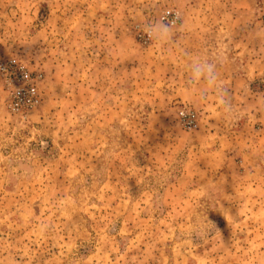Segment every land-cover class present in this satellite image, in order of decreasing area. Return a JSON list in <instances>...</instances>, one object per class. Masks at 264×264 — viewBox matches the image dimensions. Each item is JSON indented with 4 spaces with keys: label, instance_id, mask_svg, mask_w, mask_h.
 Returning a JSON list of instances; mask_svg holds the SVG:
<instances>
[{
    "label": "rangeland",
    "instance_id": "rangeland-1",
    "mask_svg": "<svg viewBox=\"0 0 264 264\" xmlns=\"http://www.w3.org/2000/svg\"><path fill=\"white\" fill-rule=\"evenodd\" d=\"M262 2L0 0V59L43 94L13 114L0 77V264H264V159L211 156L199 134L227 124L238 151L264 121ZM197 58L246 78L226 84L247 92L223 99L237 108L205 107L221 98L191 85Z\"/></svg>",
    "mask_w": 264,
    "mask_h": 264
},
{
    "label": "built area",
    "instance_id": "built-area-1",
    "mask_svg": "<svg viewBox=\"0 0 264 264\" xmlns=\"http://www.w3.org/2000/svg\"><path fill=\"white\" fill-rule=\"evenodd\" d=\"M260 19L264 20V2L260 8ZM168 27H177L181 23L180 14L174 9H165L162 20ZM153 30L138 31L140 42L149 44L153 40ZM0 77L8 96L9 110L16 115L27 116L41 106L42 75L36 74L20 60L0 59ZM181 120L187 130H195L197 125L195 114L181 113Z\"/></svg>",
    "mask_w": 264,
    "mask_h": 264
},
{
    "label": "crops",
    "instance_id": "crops-1",
    "mask_svg": "<svg viewBox=\"0 0 264 264\" xmlns=\"http://www.w3.org/2000/svg\"><path fill=\"white\" fill-rule=\"evenodd\" d=\"M198 12V11H197ZM228 59V57H227ZM226 61V59L222 56L219 57V61ZM218 82H221L222 85H225L221 91L220 94L217 93V90L211 89L207 90L206 92L203 93V95L206 98H222L225 100L227 97H240L246 95V91L241 88H233V87H228L226 84L233 83L234 81H237L243 79L246 81V78L242 76H237L233 77L229 76L228 74L221 73V75L217 76ZM201 84L206 83L205 81L200 82ZM197 85L194 86L196 88ZM257 106L259 107V111L263 114L264 113V90H261L257 93ZM215 103L211 104H206V108L208 110H212L214 114L220 113L223 114L226 112V110L237 108L238 105L236 104H229L227 103L222 104L221 102H216L218 99L214 100ZM242 107V106H241ZM260 121V120H259ZM256 121L254 126H251V124H247L245 127L246 132H242V137H241V132H235L239 134V139L242 138V143H239V148L238 151L237 149H230L227 150L225 148V144H230L229 140L232 139L229 135L230 132H228L229 126L226 124H222V126L217 127L219 131H216L214 133V136H212L211 129L214 127V123H209V127L206 128V131L200 132V136H204L205 139H218L215 144V149L214 151L211 150V156H257L259 159L263 160L264 159V121L261 120L262 122ZM217 126V125H216ZM248 129H255L256 136L254 139H249L247 136V130ZM217 136V138H215ZM246 137V138H245ZM236 138L235 140H237ZM246 142V143H245ZM232 144V143H231ZM210 156V155H209ZM264 162V160L262 161Z\"/></svg>",
    "mask_w": 264,
    "mask_h": 264
},
{
    "label": "clouds",
    "instance_id": "clouds-1",
    "mask_svg": "<svg viewBox=\"0 0 264 264\" xmlns=\"http://www.w3.org/2000/svg\"><path fill=\"white\" fill-rule=\"evenodd\" d=\"M166 27V26H165ZM192 74L189 77L190 83L192 86H195L200 83L201 80L205 81L206 84L214 90H217V93L220 94L222 85L218 82L216 65L210 60H201L197 58L192 61ZM221 103L224 104L223 98L221 96Z\"/></svg>",
    "mask_w": 264,
    "mask_h": 264
}]
</instances>
